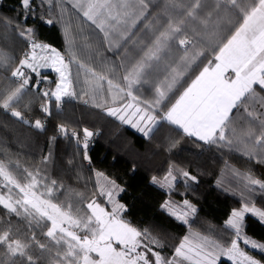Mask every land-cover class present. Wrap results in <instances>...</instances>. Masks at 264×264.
I'll return each mask as SVG.
<instances>
[{"label": "trees", "instance_id": "trees-1", "mask_svg": "<svg viewBox=\"0 0 264 264\" xmlns=\"http://www.w3.org/2000/svg\"><path fill=\"white\" fill-rule=\"evenodd\" d=\"M134 1L139 4V0ZM75 2L76 0H33L32 10L26 12L21 7L20 0H0V57L4 59V65L0 66V92L16 86V78L12 77L11 72L19 66V61L25 54L30 52L29 40L20 35L27 28L34 30L33 39L37 43L56 49L66 62L71 59L70 51L75 52L80 62L106 77L103 81L95 82L90 74L79 69V64L70 65L75 96L61 101L57 107V102L51 99V95L43 96L44 91H53L56 75L42 73L37 77L35 73L25 69L30 77V84L25 89L17 110L30 123L18 121L10 112L0 108V162L22 180L27 176L26 170L33 173L39 171L40 176L50 184L55 180L57 183L53 202L64 206L72 202L74 206L82 208L84 213L88 211L85 205L92 200L107 208L105 199L98 194L97 171L88 166L84 159L85 149L81 142L83 131L87 129L96 134L88 148L96 143L111 153L112 160L121 159L126 162L128 173H138L133 184L119 191L117 196L118 202L124 205L121 218L148 237L159 240L162 247L158 250L164 259H171L183 238L193 233L210 236L222 244L230 245L235 237L225 222L231 212L239 210L245 202L264 210V192L259 189L248 192L243 179L244 176L251 175L264 181V163H257L255 158L246 155L241 142L245 139L243 130L247 129V121L251 118L247 117L243 108L234 110L231 119L236 131L231 130L232 126L226 130V135L233 140V144L223 147L184 136L175 148L167 150L133 132L105 111L109 107L122 105L128 98L127 95L117 94V89L110 93L107 83V78H111L114 83L127 86L124 76L122 77L125 66L111 44L115 39L114 33H109L106 40L104 33L73 7ZM146 2L149 5L147 13L157 20L165 19L167 24L169 18L174 21L185 18L189 23L190 18H186L184 13L195 0H176L182 7H173L172 0ZM216 4L214 0H201L198 15L207 18ZM220 5L221 9L225 7ZM240 18L234 15L236 21ZM47 20H52V23H46ZM125 21L133 23V19L129 17ZM135 23L141 24L142 21L135 20ZM187 23L183 28L189 37L191 33ZM234 27V24L222 21L219 35L221 33L226 38L234 31ZM68 43L71 44L70 48ZM212 57L213 54L208 52L199 57L193 66H198L196 74ZM77 74L79 78L76 77ZM193 78L191 70L185 72L162 104L154 109L153 114L162 117ZM37 80L38 89L35 87ZM141 83L133 85L132 89ZM155 99L156 96L151 95L148 104L155 103ZM45 104L50 115L42 111ZM94 104H100L101 107ZM257 111L264 110L257 105ZM37 119L44 125L42 130L31 126ZM252 123L259 130V122ZM61 126L66 134L60 131ZM257 155L264 153L258 152ZM170 169L176 182L170 190H165L153 182V177L161 180ZM183 172H188L196 180H188ZM185 200L196 208L187 225L162 207L166 201L180 204ZM9 224L14 232L19 229L21 235L28 234L30 238L27 222L0 208V228ZM33 230L38 239L47 240L40 234V228L33 225ZM243 235L264 244V224L251 214H246ZM4 252L5 249L0 246V254L3 255ZM38 264L44 262L40 261ZM217 264L232 263L222 256Z\"/></svg>", "mask_w": 264, "mask_h": 264}, {"label": "snow or ice", "instance_id": "snow-or-ice-1", "mask_svg": "<svg viewBox=\"0 0 264 264\" xmlns=\"http://www.w3.org/2000/svg\"><path fill=\"white\" fill-rule=\"evenodd\" d=\"M223 2L225 4L223 9L219 0L216 4V9L222 11L223 15L218 16L211 34L218 35L222 21L234 24V31L217 42L213 49V59L199 69L198 74H196L198 66H193L204 52L192 51L190 54L189 45L194 49L195 44L184 32L183 25L187 20L180 18L174 21L169 18L167 26L147 48L144 58L123 77L127 85L126 95L129 102L123 107L107 108V114L115 116L123 123H131L144 136H149L158 122L157 116L153 114L154 109L167 98L168 92L179 83L180 77L191 70L194 78L168 107L162 119L181 129L187 137H194L205 144L231 146L233 140L226 135V130L232 126L231 130L236 131L231 117L234 110L243 108L247 117L251 118L247 121V129L243 130L245 139L241 141L245 154L255 158L257 163H264V155H257L258 152L264 153V111H257V105L259 109L264 110V0ZM172 3L173 7H182L176 0H172ZM20 4L28 12L32 10L33 0H20ZM139 4L138 15L130 11L133 6L126 0L119 4L113 3L112 0H76L73 7L82 12L87 21L95 24L107 40L109 32L106 22L114 20L118 24L122 16H128L133 18L135 23V20L144 16L149 6L146 0H139ZM200 8L201 0H195L186 9L184 16L192 21L199 20L207 30L212 13L210 12L207 18H201L197 12ZM233 9L240 13L239 21L234 19ZM46 23L51 24L52 20H47ZM33 32V29L27 28L20 33L29 40L31 51L25 54L19 61V66L11 72L12 77L16 78V86L0 92V108L26 124L30 122L17 110L18 103L30 84V77L25 69L35 73L37 77L42 75L41 68L50 67L52 71L58 73L55 90L51 93L43 92L44 97L51 95L55 98L57 107L62 97L75 96V92L72 91L70 65L79 64V69L90 74L95 82L106 79L105 75L80 62L75 52L70 51L71 59L66 62L64 56L56 49L50 48L47 44L37 43L33 39ZM171 42H178L179 47L184 50L180 58L181 64L172 68L173 75L170 80L166 79L165 84L156 86L155 103H149L147 108H141L138 98L133 95L132 87L145 80V69L151 67V61L161 59L160 53L168 49ZM37 49L46 54L38 58ZM3 65L4 59L0 57V66ZM107 83L110 93L114 88L119 89L121 94L125 92V88L114 83L111 78H107ZM35 87L39 88V80L36 81ZM94 106L101 107L100 104ZM133 107L135 111L128 113V109ZM42 111L50 115L46 104L42 106ZM133 117L137 119L133 121ZM252 121L259 122V130ZM31 126L40 130L44 127L40 119ZM60 131L66 134L63 126L60 127ZM92 135L89 130H84L83 147L86 160L89 159L88 138ZM44 161L47 162V157ZM26 172L27 176L22 180L0 162V188L7 189V194L0 193V208L25 220L31 233L30 238L28 234L21 235L19 229L14 232L10 224L0 228V246L6 249L7 257L6 260H0V264H38L40 261L44 264H182L183 261H187L188 264H217V260L222 256L232 261V264H261V260L249 255L239 245V241L242 240L244 245L264 253V244L243 235L246 214L250 213L264 224V210L254 204L245 202L239 210H233L225 222L235 237L230 245L222 244L210 236L193 233L185 236L175 248L174 257L166 260L149 246L162 247L159 240L148 237L146 233H142L121 218L119 212L124 209V205L115 200L117 186L114 183L111 189H100L101 195L106 196L108 202L113 205L112 211H106L105 207L92 200L85 205L88 211L84 213L82 208L74 206L72 202H68L66 206L53 202L51 197L57 183L55 180L48 184L46 178L43 180L40 178L39 171ZM183 176L188 180H196V177L188 172H183ZM169 177L175 180L171 169L161 186L169 188L172 186ZM243 179L248 192H254L256 189L264 192V181L251 175H246ZM153 182H156L155 177ZM162 207L169 208V214L185 224L189 223L188 217L196 212V208L187 200L184 201L181 211L170 208L167 201ZM33 225L41 229L40 234L47 238L46 241L37 238ZM142 237L149 243H143ZM147 252H151V258Z\"/></svg>", "mask_w": 264, "mask_h": 264}, {"label": "crops", "instance_id": "crops-1", "mask_svg": "<svg viewBox=\"0 0 264 264\" xmlns=\"http://www.w3.org/2000/svg\"><path fill=\"white\" fill-rule=\"evenodd\" d=\"M112 1L114 2V0ZM214 1L218 2V0H214ZM121 2L122 0H115L116 4H119ZM126 2L133 6V8L130 9V11H133L135 12L136 15H138L140 5L134 0H126ZM219 2L220 4L225 5L223 0H219ZM210 12L212 13L211 15L212 24L208 26L207 30L204 28L202 24H200L199 20H196V21L190 20V22L187 23V28L190 30V33H191L189 34L190 36L188 38L191 39L195 44L194 49L192 48V45H189L190 54L192 51H201V50L203 52H206V53L208 52L209 54H213V49L216 47L217 42L220 39H223V35L221 33L220 35L219 33L218 35L211 34V30L215 26L218 16L223 15V12L220 11L219 9H216V6L213 9H211ZM232 12H234L233 15L240 17V13L237 10L233 9ZM126 18H128V16H122L121 21L118 24L114 20H109L106 22V28L108 32L114 33L115 39L111 41V44L117 51L118 59H120L122 64L125 66V70H124L122 77L126 74L127 71L131 70L134 65H136L140 60L144 58L147 48L152 45V42L154 41L155 37L159 34V32L163 31L164 28L167 26L165 19L163 20L164 22L157 20L153 18V16L149 15L147 11L145 12L142 18L137 19L138 21L140 20L142 21L141 24L128 23L125 21ZM220 28H222V22L220 23ZM118 36L121 37V40ZM68 46L70 48L71 44L68 43ZM45 54L46 53L41 52L40 49L36 50V55L38 58ZM183 54H184V50L179 47L178 42H171L170 47L160 53L161 59L157 63L152 64L154 61L150 62V64L153 66L145 69V77H146L145 80L141 83V85H138L137 87L132 89L133 95L136 96L137 98L145 97V98H141L142 99L141 102L138 99L139 106L141 108H147L148 106L147 101L149 100L150 96L157 95L155 92L156 86L151 87L149 82L154 81L156 79L166 81V59L167 58L171 59L172 63H181L180 58L183 56ZM40 72L55 74L57 77L56 83L58 82V73L52 71V69L41 68ZM76 77L79 78L78 74ZM56 83H55V86H56ZM55 86H54L53 91L55 90ZM72 88H73V84H72ZM124 88H125V92L123 94L119 92V89L116 90L117 94L125 96L127 92V86H125ZM66 98H70V97L69 96L62 97L61 101L65 100ZM51 99L55 100V98L52 96H51ZM128 102H129V97L122 105L117 106V107H123ZM105 111L107 112V109ZM157 121L158 122H157L156 129L153 130L151 133H149V136L147 137L144 136L142 132L138 131L137 128H134L132 126H128V127L133 132L151 141L155 145L161 148H165L167 150H172L184 138L185 135L183 134V131L181 129H178L174 125H170L167 121H164L162 117H157ZM200 142H203V141H200ZM95 146L96 147H93L92 151L90 148L91 152L98 153V151L100 150L102 152V155H101L102 157L105 158V155H107L109 158L111 157V153L105 150L103 147L99 146L98 144H95ZM113 162L116 163L117 167L122 166L128 172L129 167L126 162H124L121 159H115L113 160ZM161 180H163L164 182V178ZM169 180L171 181V184H172L170 188L169 187L164 188L163 186H161L162 184H159L158 186H160L161 188L165 190H170L175 184L176 180H172L171 177H169ZM183 204L184 203L172 204L168 202L169 207L173 209L174 208L177 209L179 206H183ZM163 209L167 213H169V208L163 207ZM192 217L193 215H190L188 217V220L190 221ZM173 257H174V254L172 255L171 259ZM224 259L228 261L227 258L224 257ZM218 261L219 259L217 260V263ZM183 262L188 264L187 261H183ZM228 262L232 263L231 261H228Z\"/></svg>", "mask_w": 264, "mask_h": 264}, {"label": "rangeland", "instance_id": "rangeland-1", "mask_svg": "<svg viewBox=\"0 0 264 264\" xmlns=\"http://www.w3.org/2000/svg\"><path fill=\"white\" fill-rule=\"evenodd\" d=\"M179 64H181V63H172L171 59H169V58L166 59V79L167 80H170L171 76L173 75L172 68L177 67ZM165 82L166 81L156 79L154 81L149 82V84L151 85V87H153V86L163 85V84H165ZM141 98H144V97H141ZM141 98H138L140 100V102L142 101ZM128 111H129L128 113L134 112L135 111V107H133L131 109H128ZM112 117L116 118L115 116H112ZM136 118L137 117H133L132 118L133 121H135ZM117 120H119V119H117ZM121 123H123V122H121ZM123 124L126 125V126H132L131 123H123ZM156 127L154 128V130L156 129ZM95 144L96 143H94L93 145L90 146L91 147V151L93 150V147H96ZM89 148H88V153H87L89 159L86 160L89 164H87V165L97 171L96 179H97V183L99 185L98 186V188H99L98 189V194L101 197H103L105 199V201H106V204H107V208H105L106 211L111 212L112 208H113V205L108 202L106 196L101 195L100 189L101 188L111 189L112 185L114 183L117 186V194L115 195V200L118 202L117 196H118L119 191L123 190L124 188L130 187L133 184L135 178L138 176V173L137 172H133L131 174L128 173L126 171V169L123 168L122 166L121 167L120 166L117 167L116 163L113 162L111 157L109 158L107 155H105V158H104V157L101 156L102 152L100 150L98 151V153H93V152L90 151ZM113 163H114V165H113ZM40 178L42 180L45 179V178H43L41 176H40ZM156 183L157 184H163L164 182H163V180L160 181V180L156 179ZM48 184H50V183H48ZM163 187L164 188H166V187L168 188V186H163ZM41 189H42V185H41ZM0 193L7 194V189L0 188ZM53 195H54V193H53ZM53 195L51 197L52 200H53ZM102 207H104V206H102ZM174 209L176 211H181L183 209V206H179L177 209L176 208H174ZM121 213H122V210L119 212L120 216H121ZM81 234H83V233H81ZM141 239H142L143 243H145V244L149 243V241L147 239H144L143 237ZM239 245H240L242 250L247 252L249 255H252L254 258H256L258 260H261V264H264V253L260 252L257 249H252L250 246L244 245L243 241H240ZM149 246L154 251L159 252V250H158L159 247L158 246H156V245H149ZM141 250L147 251L146 249H141ZM5 252H6V249H5ZM5 252H4L3 255L0 254V260H6L7 259L6 255H5ZM148 254L150 255L149 257L151 258V252H147V255ZM228 261H230V260H228ZM182 264H186V263L182 262Z\"/></svg>", "mask_w": 264, "mask_h": 264}, {"label": "built area", "instance_id": "built-area-1", "mask_svg": "<svg viewBox=\"0 0 264 264\" xmlns=\"http://www.w3.org/2000/svg\"><path fill=\"white\" fill-rule=\"evenodd\" d=\"M156 126H157V124H156ZM156 126H155V127H156ZM90 132H92V131H90ZM92 133H93V132H92ZM83 134H84V131H83ZM73 136H75V133H73ZM95 137H96V134L93 133V135H92L91 137L88 138V145H90V143L93 142V140L95 139ZM84 139H85V137H83L82 145H83V143H84ZM90 148H91V147H90ZM90 148H89V149H90ZM87 164H89V163L87 162Z\"/></svg>", "mask_w": 264, "mask_h": 264}, {"label": "bare ground", "instance_id": "bare-ground-1", "mask_svg": "<svg viewBox=\"0 0 264 264\" xmlns=\"http://www.w3.org/2000/svg\"><path fill=\"white\" fill-rule=\"evenodd\" d=\"M47 69H51L50 67L49 68H47ZM258 250V249H257Z\"/></svg>", "mask_w": 264, "mask_h": 264}]
</instances>
